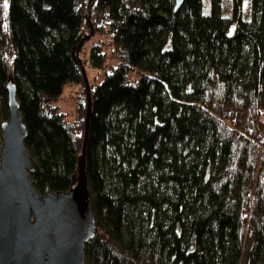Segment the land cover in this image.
<instances>
[{
    "label": "trees",
    "instance_id": "obj_1",
    "mask_svg": "<svg viewBox=\"0 0 264 264\" xmlns=\"http://www.w3.org/2000/svg\"><path fill=\"white\" fill-rule=\"evenodd\" d=\"M3 3L0 146L12 80L42 194L76 183L85 41L111 33L120 60L90 85L86 174L97 234L85 264H264V0H251L249 20L243 0H211L208 13L204 0L178 10L176 0ZM104 58L94 45L90 63ZM67 82L81 85L72 123L52 104Z\"/></svg>",
    "mask_w": 264,
    "mask_h": 264
},
{
    "label": "water",
    "instance_id": "obj_2",
    "mask_svg": "<svg viewBox=\"0 0 264 264\" xmlns=\"http://www.w3.org/2000/svg\"><path fill=\"white\" fill-rule=\"evenodd\" d=\"M183 2L176 0V10ZM88 15L90 38L94 34L91 9ZM82 72L88 113L78 175L69 192L47 189L42 194L34 186L30 176L33 164L26 147L28 131L16 86L12 80L7 85L10 114L1 124L0 146V264H85V246L95 238L97 226L86 174L91 91L84 66Z\"/></svg>",
    "mask_w": 264,
    "mask_h": 264
},
{
    "label": "rangeland",
    "instance_id": "obj_3",
    "mask_svg": "<svg viewBox=\"0 0 264 264\" xmlns=\"http://www.w3.org/2000/svg\"><path fill=\"white\" fill-rule=\"evenodd\" d=\"M211 0H204V11H210ZM243 7L245 10V19L251 18V0H243ZM229 16V15H228ZM236 22H232L230 33L235 30ZM111 33L97 32L90 39L85 41L82 53V59L85 62V68L90 85H99L103 82L105 74L117 67L120 60L113 53V44L111 40ZM94 45H100L105 54L104 63L102 67L93 66L90 63L91 49ZM140 75L138 71L131 70L128 72L130 81H137ZM81 95V85L72 82H67L60 97L53 101V106H57L59 111L65 115V120L72 123L76 120L77 103Z\"/></svg>",
    "mask_w": 264,
    "mask_h": 264
},
{
    "label": "snow or ice",
    "instance_id": "obj_4",
    "mask_svg": "<svg viewBox=\"0 0 264 264\" xmlns=\"http://www.w3.org/2000/svg\"><path fill=\"white\" fill-rule=\"evenodd\" d=\"M7 7H8V0H4L3 8L7 9Z\"/></svg>",
    "mask_w": 264,
    "mask_h": 264
}]
</instances>
